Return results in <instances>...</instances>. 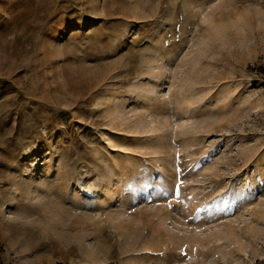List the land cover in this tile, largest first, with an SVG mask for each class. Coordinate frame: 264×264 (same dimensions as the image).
<instances>
[{"label":"rangeland","instance_id":"1","mask_svg":"<svg viewBox=\"0 0 264 264\" xmlns=\"http://www.w3.org/2000/svg\"><path fill=\"white\" fill-rule=\"evenodd\" d=\"M0 264H264V0H0Z\"/></svg>","mask_w":264,"mask_h":264}]
</instances>
